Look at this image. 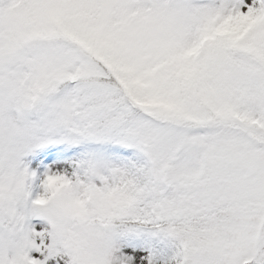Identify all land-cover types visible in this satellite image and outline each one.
Wrapping results in <instances>:
<instances>
[{"label":"snow or ice","instance_id":"snow-or-ice-1","mask_svg":"<svg viewBox=\"0 0 264 264\" xmlns=\"http://www.w3.org/2000/svg\"><path fill=\"white\" fill-rule=\"evenodd\" d=\"M0 264H264V0H0Z\"/></svg>","mask_w":264,"mask_h":264}]
</instances>
